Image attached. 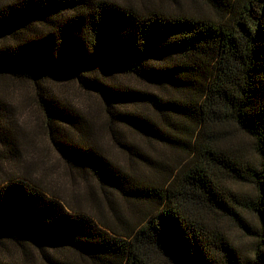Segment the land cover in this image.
Instances as JSON below:
<instances>
[{
    "label": "trees",
    "instance_id": "obj_1",
    "mask_svg": "<svg viewBox=\"0 0 264 264\" xmlns=\"http://www.w3.org/2000/svg\"><path fill=\"white\" fill-rule=\"evenodd\" d=\"M203 1L213 13L131 0H0V77L34 84L48 138L72 172L149 207L118 231L47 193L28 166L9 172L0 179V264H79L66 251L88 264H155L149 250L167 264H264V0ZM52 81L94 95L116 149L147 170L161 164L122 130L187 160L164 166L166 180L130 172L100 146L93 121L55 95ZM1 107L0 120L8 113ZM229 122L254 140L258 160L211 137ZM8 123L0 143L20 161ZM228 183L250 185L256 197ZM246 210L260 228L245 220ZM207 214L257 238L253 257Z\"/></svg>",
    "mask_w": 264,
    "mask_h": 264
},
{
    "label": "rangeland",
    "instance_id": "obj_2",
    "mask_svg": "<svg viewBox=\"0 0 264 264\" xmlns=\"http://www.w3.org/2000/svg\"><path fill=\"white\" fill-rule=\"evenodd\" d=\"M131 1L139 4L153 3L156 6H164L172 10L183 9L197 14L213 13L212 7L203 0ZM48 85L51 86L59 99L66 100L77 107L88 120L93 121L100 146L105 148L117 162L127 166V170L130 172L138 176L151 175L154 178L166 180L168 175L164 166L176 168L187 160V154L174 147L158 143L147 144L144 140L132 135L128 129L122 130V139L124 137L125 140L127 139V143L142 147L150 157L161 164L160 168L147 170L144 166L121 153L118 148L116 149L115 142L108 130L102 105L94 95L84 93L72 82L58 83L52 81ZM0 102L1 108L8 112L6 118L0 120V133L6 128L11 130L8 118L12 120V128L17 136L14 154L20 159V161H13L8 155V149L0 143V179L9 172L21 173L20 170L24 171V167L28 166L29 172H31L29 175L34 177L47 193L58 196L74 209L82 210L84 213L93 216L100 224L111 225L118 231H121L125 219L129 225L145 216L146 210L149 209L148 205L131 203L124 201L119 196L108 194L94 184L89 177H82L66 166L48 138L45 120L34 100V84L32 82L24 79L19 80L13 76L0 77ZM3 123L6 128L3 127ZM217 136H219L218 143L233 155L243 154L248 159L258 160L254 140L240 131L234 123H225L215 129L211 137L215 139ZM219 176L221 178V175ZM228 184L227 188L232 191L256 197V193L250 185ZM243 216L250 226L260 228V224L253 213L246 210ZM207 217L210 222L228 236L243 257H253L255 247L258 244L257 238L246 235L234 221L228 218L211 214H207ZM51 253L58 257L54 251ZM62 255L68 261L88 264L87 261L77 257L73 252L66 251ZM147 255L152 258L151 260L155 264H167L163 257L154 250H149Z\"/></svg>",
    "mask_w": 264,
    "mask_h": 264
}]
</instances>
